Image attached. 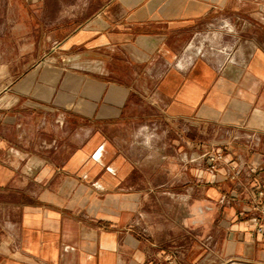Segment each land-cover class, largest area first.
I'll use <instances>...</instances> for the list:
<instances>
[{
    "label": "crops",
    "instance_id": "obj_1",
    "mask_svg": "<svg viewBox=\"0 0 264 264\" xmlns=\"http://www.w3.org/2000/svg\"><path fill=\"white\" fill-rule=\"evenodd\" d=\"M57 1L0 0V54L19 55L14 78L0 64V264H264V0ZM155 117L226 130L227 152L155 185L116 139ZM158 188L179 222L145 208Z\"/></svg>",
    "mask_w": 264,
    "mask_h": 264
},
{
    "label": "rangeland",
    "instance_id": "obj_2",
    "mask_svg": "<svg viewBox=\"0 0 264 264\" xmlns=\"http://www.w3.org/2000/svg\"><path fill=\"white\" fill-rule=\"evenodd\" d=\"M66 1L70 0H58L57 4L66 3ZM2 2V1H1ZM48 13L50 11H54L56 8H48ZM65 9V10H64ZM67 12V8L61 9ZM82 8L76 6L74 11L69 9L71 13H77V11H81ZM48 14V15H49ZM7 15V19L5 18V23L3 22V16ZM6 17V16H5ZM16 12L11 8L7 10L6 8L0 6V47H3L4 42H8V37L5 40L2 39L3 32L4 35H8L10 28L14 30V26L16 25ZM11 47L13 48V39H11ZM47 49L45 50L46 54L42 58L43 66H59L62 64L60 59H58L57 55L52 52H49ZM10 60L11 63V78H14L19 72L15 69V63L19 60V55L14 54L12 50V54L10 56L0 54V64ZM29 61V58H28ZM65 62V60L63 59ZM62 66V65H61ZM64 67V66H63ZM3 92L0 93V113L2 108V100L1 95ZM56 107V106H52ZM55 109V108H54ZM56 115L54 117V123L58 126H64L66 123V116L62 113V110L55 111ZM2 115L0 114V119ZM151 121V122H150ZM147 123V124H146ZM140 126H133L123 134L118 136L117 141H123V148L124 151L128 153V155L137 158L139 161V169L140 172L146 174L149 177L150 181H154L155 185H162L166 183L169 178H175L179 175L180 170L184 172L183 169H180L178 166V160L180 158H184L186 156L187 161L194 160L198 157L199 152H203L206 154L215 151L216 148L222 149L220 152L224 155L227 150L223 148L224 141L229 138V132L226 130H217V128L213 127H206L200 132V129L196 130L193 124L189 122H184L183 120L171 121L168 122L161 118L155 117L154 120H142L139 122ZM142 125V126H141ZM145 125H148L147 127ZM117 137V136H116ZM197 139V140H196ZM202 140V149H197V142ZM134 142H137L133 145ZM50 144L54 146L55 142H49L45 146ZM135 148L137 149V154L135 152ZM214 149V150H213ZM165 156V160L162 162V157ZM206 157V156H205ZM154 160V162H153ZM159 167L156 165L159 164ZM188 164H192L191 162ZM191 166V165H190ZM193 167V165H192ZM170 170V174H169ZM189 185V184H188ZM172 189H176L178 191V185L171 184ZM159 193L156 195L158 199H152L151 194L147 195V199L144 202V206L146 208L147 204L149 206H153L157 213L162 212H170L172 213V221L171 223L179 222V214L182 210L179 208L184 205H181L178 199H174L169 197L167 194H163L161 192V188L157 189ZM182 190V189H181ZM180 190V191H181ZM193 191V190H192ZM193 200L187 202V208L192 207ZM162 218V217H160ZM162 223V220L161 222Z\"/></svg>",
    "mask_w": 264,
    "mask_h": 264
},
{
    "label": "built area",
    "instance_id": "obj_3",
    "mask_svg": "<svg viewBox=\"0 0 264 264\" xmlns=\"http://www.w3.org/2000/svg\"><path fill=\"white\" fill-rule=\"evenodd\" d=\"M206 158L209 161V167L212 169L216 163L223 158V154L220 151H212L206 154ZM234 170L235 166H231ZM236 173V170L234 171ZM253 214L251 221L255 225V230L260 232L264 228V190L257 189L254 196L251 198V208ZM162 263L160 264H176V254L174 251L164 252L162 257Z\"/></svg>",
    "mask_w": 264,
    "mask_h": 264
},
{
    "label": "bare ground",
    "instance_id": "obj_4",
    "mask_svg": "<svg viewBox=\"0 0 264 264\" xmlns=\"http://www.w3.org/2000/svg\"><path fill=\"white\" fill-rule=\"evenodd\" d=\"M229 31H230V30H229ZM192 43H193V42H192ZM193 47H194V46H193ZM193 47H192V48H193ZM189 57H190V56H189ZM184 59H185V56H184Z\"/></svg>",
    "mask_w": 264,
    "mask_h": 264
}]
</instances>
